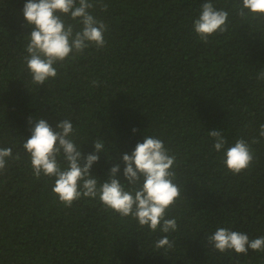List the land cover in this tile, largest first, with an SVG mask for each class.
Segmentation results:
<instances>
[{
  "label": "trees",
  "instance_id": "1",
  "mask_svg": "<svg viewBox=\"0 0 264 264\" xmlns=\"http://www.w3.org/2000/svg\"><path fill=\"white\" fill-rule=\"evenodd\" d=\"M25 2L0 0V148L19 156L0 174V264H264V251L222 253L206 239L220 227L264 236V80L257 79L264 19L241 18L234 5L242 0H211L229 12L227 31L205 42L193 22L206 0H103L107 11H89L108 26L105 46L54 65L57 76L40 86L24 61L31 31ZM64 19L74 31L82 27ZM30 116L70 120L84 154L93 152L94 139L103 140L106 154L91 169L98 186L114 164L123 179L117 154H130L144 135L161 139L176 157L180 198L167 218L177 229L153 232L98 197L61 203L55 178L35 177L23 148ZM212 129L227 139L226 148L240 138L250 143L249 168L236 175L227 169ZM163 236L172 249L155 247Z\"/></svg>",
  "mask_w": 264,
  "mask_h": 264
},
{
  "label": "clouds",
  "instance_id": "2",
  "mask_svg": "<svg viewBox=\"0 0 264 264\" xmlns=\"http://www.w3.org/2000/svg\"><path fill=\"white\" fill-rule=\"evenodd\" d=\"M97 5L103 11L108 9L103 0H26L22 12L31 31L26 46L28 55L24 61L33 83L45 85L46 81L57 76L54 65L75 54H83L91 45L96 48L105 46L104 34L108 26L89 11ZM234 7L241 18L251 14L264 19V0H242V4ZM65 16L78 20L82 25L80 30L74 31V25L67 23ZM228 16V11L217 9L211 0H206L193 22V30L202 41L207 42L210 36L227 31ZM257 79L264 80V71ZM92 83L99 86L97 81ZM28 123L31 135L23 143V148L30 155L33 174L37 178L42 174L55 178L53 192L65 206H71L82 197H98L105 207L122 217L131 216L141 227L147 226L153 232L159 229L170 234L177 229L176 219L167 218L168 211L180 198L179 186L174 183L176 157L169 154L161 139L144 135L143 142H137L130 154H117L124 165L123 179L118 178L121 165L114 164L107 179L98 186L97 176L91 169L99 161V154L105 153L103 140L94 139L93 152L84 154L81 147L74 143L72 137L75 130L70 120L49 124L43 118L33 120L30 116ZM259 134L264 137V124L260 126ZM209 136L214 138L216 151L224 150L223 162L232 174L249 168L254 150L248 141L240 138L226 148L228 141L220 131L212 129ZM61 155L66 167H62L58 159ZM9 158L19 159V156L13 157L9 147L0 148V174L6 170ZM206 239L222 253L234 250L237 254L247 255L249 249L264 251V236L250 239L248 234L229 228H217ZM173 246L167 236L155 244L157 249L164 248L166 251Z\"/></svg>",
  "mask_w": 264,
  "mask_h": 264
}]
</instances>
